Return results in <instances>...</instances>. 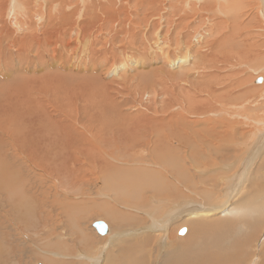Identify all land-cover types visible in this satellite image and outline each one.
I'll list each match as a JSON object with an SVG mask.
<instances>
[{
    "label": "rangeland",
    "instance_id": "obj_1",
    "mask_svg": "<svg viewBox=\"0 0 264 264\" xmlns=\"http://www.w3.org/2000/svg\"><path fill=\"white\" fill-rule=\"evenodd\" d=\"M1 1L0 59L5 65L11 62L8 56L11 42L7 34L12 27L9 16L16 14L26 31L33 27L38 32L37 37H41L46 30L48 38L47 42L20 41L16 49L23 54L37 49H41L39 53L69 52L82 64L90 65L91 70L80 72L68 68L65 57L64 62L59 58L61 61L55 65L47 54L37 57L33 51L29 56L16 53L10 67L15 66L13 71L0 69V172L7 175L10 171V178L11 173L19 175V179L12 180L15 189L0 185V264H103L102 260L104 264H114L111 259L106 260L109 249H102L113 240V232L115 236L144 228L145 223H152L154 216L161 224L168 207L158 204L157 208L151 202L163 199V196L155 197L152 188H142V192L137 193V202H132L129 195L134 188L140 190L142 186L137 185L139 180L126 185L122 179L125 173L119 175L123 168L140 177L149 171L147 177L157 175L163 190L172 186L185 199L198 201L199 195L203 199V193L211 187L214 204L225 199L223 190L232 179L227 178L231 176L226 175L225 167L234 168L230 173L233 175L243 165L244 158L240 160L244 152L242 142L247 140L242 133L248 132L252 137L257 131L264 132V19L258 11L261 0H116V3L114 0H40L41 5L34 0H15L13 5L12 0ZM182 1L188 3L182 4ZM4 20L5 32L1 29ZM56 27L62 28L57 30ZM231 30L235 32L233 39L220 42ZM57 36L70 42V47L59 48ZM201 36L206 37L205 41L199 42ZM197 51H201L204 58L191 61L189 55L194 57ZM182 58H187L194 68L187 62L181 63ZM175 63L178 65L174 66ZM108 64H112V68L116 66L109 73L105 70ZM259 76L263 82L258 84ZM17 93L31 104L28 110L18 101L12 106L13 100L20 97ZM187 96L209 104H204V110L184 113ZM18 107L29 111L23 120L8 112ZM52 118L61 120L56 123ZM18 124L26 125L32 133L42 131L40 139L36 134L29 143H22L27 145L26 149L25 145H19L13 138L16 134L12 133L13 128L20 129ZM172 125L177 126L184 137L189 135V142L170 140L167 130ZM205 127L207 132L203 131ZM119 128L126 132L133 130L136 136L129 140L133 138L135 146L129 140L128 144H123L122 138H126L118 134ZM145 132L151 139L142 143L138 136ZM155 132L166 138L165 156L171 151L176 160H180L182 173H189V184L155 158L154 150L162 152L152 144ZM129 144L135 150L124 149ZM12 145L24 150L26 155L32 154L29 148L38 149L43 155L41 161H46L49 170L44 162H27L23 155L13 152ZM104 152L109 155L104 156ZM95 154L99 160L95 159ZM22 162L32 168L28 174L15 168L16 165L23 168ZM256 167L254 164L252 169ZM260 173H264V169ZM6 175L0 177V183L8 182L5 179L10 178ZM111 179L113 184L115 180L114 186L119 191L129 186L130 189H123L129 197H115L117 193L107 191ZM166 190L164 198L170 200L166 203L176 202ZM150 210L152 215L149 216ZM131 215L142 221H130ZM97 222L112 227L110 237L98 233ZM176 226L175 221L168 223L166 231L160 227L159 234L152 235L160 239L167 237L170 242L186 239L188 234L179 232L182 228H187L188 232L189 225L179 226L180 229ZM263 231L264 226L259 227L258 234H254L257 244L252 242L242 251L244 263L262 264L259 260L263 258L264 244L259 248L258 243L264 237ZM116 244L111 254L129 252L127 245ZM147 244L150 246L143 256L148 255L147 263L161 264L160 259L167 249L159 248V254V240H149ZM176 244L178 242L174 244L177 248ZM254 254H258L257 260ZM68 256L72 260L67 261ZM133 258L131 253L129 264H133L130 263Z\"/></svg>",
    "mask_w": 264,
    "mask_h": 264
},
{
    "label": "bare ground",
    "instance_id": "obj_2",
    "mask_svg": "<svg viewBox=\"0 0 264 264\" xmlns=\"http://www.w3.org/2000/svg\"><path fill=\"white\" fill-rule=\"evenodd\" d=\"M114 1L116 3V0H114ZM1 2L4 3L3 0ZM13 2H15V0H12V2H11L12 5H13ZM34 2L37 3V5L38 4L41 5L40 0H34ZM115 3H113L112 5H114ZM185 3H188V1H182V4H185ZM260 4L261 5L258 8L259 15H261V17L264 19V0H261L260 1ZM0 15H1L0 16V19H1L3 14H0ZM8 16L9 15H7V17ZM9 17H10L9 20L12 23L11 31H7L6 28H5V25L7 24L6 23V20H4V21L1 22V29L4 32L7 31V34L10 37L11 44L9 45V47L11 49H10V52H9L8 56H9L11 62H7L6 63V65L8 66V69H7V67L4 64L3 60L0 59V69H5L7 71H13L15 66L12 67V68H10V67H11L12 63L15 62V58H16L17 54L20 55V56H29L31 54V51H33L37 57H41L44 54H47V56H50L51 59L54 61V64L55 65H57V61L60 60V59L64 62V59L63 58L65 57L67 59L65 61V63L68 64L67 65L68 68H74V69L76 68L80 72L83 71V70H91L90 65H88V64H85V65L82 64L81 62H79L80 60L75 59L74 54L69 55V52H67V54H64L63 51H60V50H52V51H49L50 53H48V51L40 52L39 53V51H41V49H37L36 52H35V50H31L28 53L23 54L18 48L16 49V45L20 41H26V42H30V43H33V42H47L48 41V38L46 37L47 32L45 30V32L43 33V35L41 37H37V33L38 32L33 27H32V30L31 31H26V28L24 26H22V24L20 23V20H18L16 14L15 15H12L11 14V16H9ZM54 23H58V22L57 21H54ZM61 23H63V21ZM59 28H62V27H56L55 29L58 30ZM42 32H40V34ZM234 33L235 32L233 30H231L229 32H226L220 38V42L221 41H224L225 39H233ZM201 38L199 39V42H201L202 40L205 41V38L206 37L201 36ZM55 39H58L59 40V48L60 47H64L65 49H68L70 47V42H66V41H64V39L60 40L58 38V36L55 37ZM241 41L244 42V39H241ZM195 54H196V56H194V57H193L192 54L189 55L190 56L189 59H191V61H193V60L195 61L196 59H203L204 58L203 55L201 54V51H197V52H195ZM186 59L187 58H182V59H180L181 60L180 62L181 63L187 62V64H189L191 66V63H189L188 61H186ZM180 62H178V64ZM178 64L175 63L174 66H176ZM59 65H61V63H59ZM110 66H112V64ZM110 66L108 64L107 67H105V70L108 73L111 72V71H113V69L116 67L115 66L114 68H112ZM196 67L200 68V64H197ZM192 68H194V67H192ZM7 75H11V74L10 73H7ZM198 77H201V75L198 74ZM259 77L256 78L257 81L259 80ZM194 89H196V91H198L197 88H194ZM198 89L201 90L200 88H198ZM17 95H19L20 97H19V99L13 100L14 102H13L12 106H16L17 105V101H18V102L21 103L22 106L26 105L28 107L27 108V110H28L31 107L30 106L31 104H28V101L27 100L21 99L22 97H21L20 94L17 93ZM198 96H200V95H198ZM193 97L187 96L185 98V100H184V103L185 104L184 105H187V108H186V110H184V113L186 112V113L190 114L189 111H195V109L204 110L205 107H206V106H204V104L205 105H207L206 103L209 104V102H205V101H202L203 104L201 103V101H198V100L195 101L193 99ZM176 104H178V100L176 101ZM8 112L10 114L16 115L17 117L21 118V120L24 119V117H25L26 114H29V111H24V107H22V108L18 107L15 110H11L10 109V111H8ZM207 115H208V113H207ZM5 117H6V113L3 115V119H5ZM53 120L56 121V123H58L61 120V118H59V119H53ZM7 121L8 120H5V122H7ZM203 123H204V121H203ZM207 124H208V122L206 121L205 122V125H207ZM18 125H19V127H20L21 130L19 128H13L12 133L13 134H16V135H13V138L16 140V142L19 145H22V146L25 145V144H22V143H29L31 141V139H35L36 138V134H37V137H39L40 132H42V131H40L38 129V130H35L34 133H32V131L31 130L29 131V128L26 125H23V124H18ZM180 127H178V128H180ZM121 129L122 128H119L118 129V131H119L118 134H120V136H123L124 138H126V140L122 138L123 144H126L130 137L136 136V134H133V130H129V132H126V131L121 130ZM11 130H12V128H11ZM159 130H160V128H159ZM167 131L169 132L167 135H169V139L170 140L173 139L174 141L181 142L182 144L183 143L186 144L185 142H189L188 140H190V138H191L189 135H187V136L185 135V137H184L182 135L183 133L180 134L178 132V130H177V126H175V125H172ZM203 131L207 132L208 131V128L205 127L203 129ZM181 132H182V130H181ZM43 135H45V134L43 133ZM149 135L150 134H147L145 132L142 136L139 135L138 137L141 139L142 143H144L146 141V139H151V137L148 138ZM242 137H243V139H246L247 140L245 142H242L243 143L242 144V147L244 148V152L242 154V157L240 156L241 157L240 158L241 162H242V158H244L243 159L244 161L242 162V164H243L242 165V168L238 172H235L233 175H231L230 173L234 170V168H232L231 166H226L225 167L226 175L229 174L231 177L225 176L224 181L226 182V179L227 178H232V179H231V184L227 185L226 188L223 190V192L225 194V199H222L221 202L219 201V204H214L215 203V200H214V196L215 195H214V192L212 190V187H211L210 190H207L206 189V193H203V195H204V198L203 199H201L200 195L197 193L199 195V198H200V200L197 201V200H193V199H185L183 197V195L182 196L178 195L177 194V191L175 190V188H171L172 186H170V189H167V190L165 189V190H166V193H169V197L170 196L171 197H174L173 200L176 201V202H173L171 204H168V203H166V201H170V200H165V198H164L165 195H163L165 193V190H163L164 187H163V189L161 187L160 179H157L156 178L157 175L155 177L153 176V178H152V176L151 177H147L148 176L147 173L149 172L148 171L146 174H143L142 173V175H144V176L140 177V175H137L136 172L134 174V171H130L129 170L128 171L129 173H128L123 168V170H121L122 172H120L119 175L122 174L123 172L125 173V174L122 175V177L124 175H126V177H124L122 179L124 181H126V183H125L126 185L127 184L129 185V183L130 184L137 183L138 182L137 180H139V182L137 183V185L142 186V187L139 186L140 187V190L134 188L135 191H133L129 195L130 198H132V200H134V201L131 200L132 202H135V201L137 202V200H138V199H136V197L138 198L137 193L139 191H141L142 188L143 189H151L152 188L153 189L152 191H154V192H152L151 190H149V191H151V193L153 195H155L154 193H156L155 197H161V196H163V199L162 200L160 199L161 201L152 200L151 202H153V204L157 208H158V204H165V205L167 204L168 207H167V211H166L165 215L161 214V215L164 216V218L161 220V222H162L161 224H159V222H160L159 221V218H158V221H155L154 220L155 217H156V216H154L152 218L153 219L152 220V223L149 220L150 222H147L149 224L146 225V223H145V226L146 227L144 226V228L137 229V230H131V229H129L131 231H128L127 230V232H123V233L117 234L115 236H114V233L115 232H113V234L111 235L112 236L111 238H113V240H110L111 238L109 239L110 240L109 246H107L105 248H102V249H109L108 251L106 250L107 253L109 252V254L106 256L107 262L111 259V261H113L114 264H129L128 256L131 253H133V255L135 256V258H133V260L130 263H133V264H142V262L144 261L145 264H148L147 263V257H148V255L146 254L147 256H145V258L143 257L145 255L146 250L148 249V246H150V244H147V242H149V240L150 241L159 240L158 252L160 251L159 248L160 249H162V248L167 249V251H164V253H163L164 255H163L162 259L159 258L160 260H162L161 261V264H239V262L244 263L243 256H242V251H244L245 249H247L248 245L250 246L252 244V242H254V243L257 244V238H255L256 234H258L257 233V230L259 229V227L260 228L261 227L263 228V226H264V173H262V174L260 173V170L264 169V167H263V165H264V132H260V131L258 132L257 131L256 133L252 134V137L250 136V133L244 132V133H242ZM153 138H154V141H153L152 144L157 145V148L158 149H160V150L162 149V152L161 153H159L158 150L156 152L154 149H152V150H154L153 152H154L155 158L157 160H160L165 166H167L168 168H170L171 171H174L175 173H177V175L181 179L186 180L188 182L189 181V175H188L189 173L188 174H185L186 172L182 173L183 171L180 169V165H179V161L180 160L179 161L176 160V158L174 157V155L171 153L170 150H169L170 151V154L167 153V154H169V156H165V150H166V141H165V139L166 138L165 137H162L158 133L153 134ZM39 139H40V137H39ZM131 139L132 140H129V143L132 145L133 144L132 142L134 140H133V138H131ZM67 141H69V140H67ZM210 141H213V139L210 140ZM130 144H129L128 147H124V149L127 148L126 150H130V149H132V150L134 149L135 150V148L134 147L132 148ZM148 144H150V143H148ZM135 145H136V143L133 144V146H135ZM143 145H145V144H143ZM26 147H27V145H25L24 148L26 149ZM209 147L210 146H208V149H209ZM4 148H6V147H4ZM12 149H13V152H17L20 155H23L25 157V160L27 162L30 161V160H35V162H38V163H41V164H42V162H44L45 163V166H47L45 168L47 170H49V166L46 163V161H41V159L43 158V155H42V153H38V149H32V148H29L28 149V151L31 152L33 155L32 154L26 155L25 152H24V150H21L16 145H12ZM136 149H138V148H136ZM170 149H172V148H170ZM42 151L43 150H41V152ZM169 151H167V152H169ZM150 153H152V152H150ZM102 154L104 156L105 155L106 156L109 155V154H105V152L102 153ZM38 156H39V158H38ZM163 156L165 158H163ZM205 156H208V154H206ZM94 157H95V159H98V157L96 156V154L94 155ZM111 157H113V156H111ZM112 159H114V157ZM230 160H231V158H229L228 161H230ZM104 161L105 162H108L105 159H104ZM118 162H120V160ZM108 163H110V162H108ZM24 164H26V163L25 162H22L21 163V165H23V168H24ZM111 164L112 163H110V165ZM254 164L257 165L256 169H252L253 166H254ZM112 165H114V164H112ZM146 167H147V165H146ZM15 168L17 170L20 169L21 171H24L26 174H28V172H30L32 170V168L28 164L25 165V169H23L20 165H18V166L16 165ZM131 169H132V166H131ZM133 169H134V167H133ZM138 169H139V167H138ZM145 169H147V168H145ZM140 170H137V171L139 172ZM252 170H254L253 171L254 172L253 175H252ZM0 171H1V166H0ZM235 171H237V170H235ZM17 172H19V171H17ZM249 174H251L250 180H249V183L245 186V184H246V182L248 180V175ZM5 175L6 174L4 172H0V177H4ZM119 175H118V177H119ZM11 176L12 177L10 178V171H9L8 174L6 175V177H8L10 179H7L6 178L5 180H8V182L7 181H2L0 183V185H2L4 187H9V189L12 186V189H15V187H13L14 183H13L12 180H13L14 177H16V174L14 175L13 173H11ZM17 176L18 177H16V178L19 179V175H17ZM10 180L12 182H10ZM164 180H166V178ZM111 181H112V179L109 181V188H110V190H107V191H112L111 193H117V195H115V197L118 196V195H124V196L126 195V197H129L127 193H124L125 190H123V189H126L127 190V188L130 189L129 186L126 187V188H123L122 187V190L119 191V189H116V186H114L115 180H114V184L112 183L113 181L112 182ZM116 181L119 182L117 179H116ZM140 181H141V183H140ZM186 181L184 183H186ZM222 181H223V177H222ZM188 184H189V182H188ZM222 184L220 185V187L222 186ZM168 185H170V184L167 183V186ZM132 186H134V185H132ZM191 186H192V184H191ZM112 189H114V190H112ZM131 191H132V189H131ZM131 191L128 190V192H131ZM12 194H14V193H12ZM179 198H184V200L180 202V201H178ZM118 199H119V197H118ZM126 201H127V199H126ZM112 205H113V203H112ZM149 208L151 209V207H149ZM79 210L80 209H78V211ZM154 210L156 212V210H158V209L155 208ZM155 212H153V213H155ZM147 215H149V216L152 215L151 210H150V213H148ZM24 216H25L24 218L26 219L27 218L26 215H24ZM115 216H116V214H115ZM136 218H132V215H131V217H129L130 221H133V220L142 221L138 217H136ZM127 219L125 218V220L124 219L123 220L125 222H127ZM150 219H151V217H150ZM174 221L178 224V227L179 226H183V225H185V226L189 225L188 232H187V228H182L181 229V230H186V233L188 234L187 235L188 237L186 239H180V240H176V241L170 242L167 239V237L160 239L159 237H157L155 235H152L154 233L156 235L159 234L157 230L160 229V227H161L162 230H165V225H167L168 223L174 222ZM8 222H10V221H8ZM63 224H64V222H63ZM131 226L134 227L133 225H130V227ZM180 228L181 227H179V229ZM179 229H176V230L179 231ZM111 231H112V227L110 228V226H108V232L106 234H109V237H110ZM117 231L118 230H116V232ZM163 233H165V232H163ZM254 234H255V236H254ZM100 235H103V234H100ZM201 235H203V237ZM122 236L123 237L124 236H127L128 237V240H127L126 237L123 238ZM168 236H169V234H168ZM116 242L118 244H120L121 246L127 245V248H128V251L129 252L122 250L121 253L118 254V255H117L116 252H114V253L111 254V249L112 248H115ZM175 242H178V244H176L177 245V248L174 245ZM50 243H53V242H50ZM263 244H264V237L259 241L258 247L259 248L262 247ZM258 247H257V249L259 250ZM263 251L264 250H262V253H261V255H263V258L260 257V260H259V261H262V264H264V253H263ZM78 252H80V251H78ZM107 253H105V254H107ZM159 254H160V252H159ZM258 254H254V257L255 258L257 256L256 260L258 259ZM65 258H66V256H65ZM69 258H71V256H68L67 257V259H69ZM91 258H92V256H91ZM95 258H93V259H95ZM241 258H242V261H240ZM80 259L82 260V258H80ZM80 259H78V260H80ZM49 260H51V258ZM62 260L63 259H61V261ZM70 260H72V259H69L67 261H70ZM102 261L105 262V260H102ZM104 262H103V264H104ZM254 262H255V264L257 263V261H254ZM52 263L53 262H51V264ZM246 263H247V261L244 264H246ZM56 264H59V263H56Z\"/></svg>",
    "mask_w": 264,
    "mask_h": 264
},
{
    "label": "water",
    "instance_id": "obj_3",
    "mask_svg": "<svg viewBox=\"0 0 264 264\" xmlns=\"http://www.w3.org/2000/svg\"><path fill=\"white\" fill-rule=\"evenodd\" d=\"M257 82L262 83L263 82L262 78H260ZM95 227L97 228L99 234L105 235L108 232V226L103 222H97L95 224ZM179 233L183 235L186 233V230H181Z\"/></svg>",
    "mask_w": 264,
    "mask_h": 264
}]
</instances>
